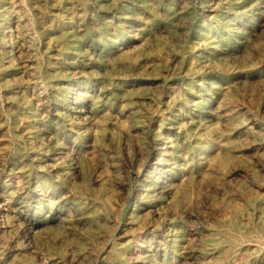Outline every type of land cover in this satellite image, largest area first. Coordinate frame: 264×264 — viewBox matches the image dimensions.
Listing matches in <instances>:
<instances>
[{"label": "rangeland", "instance_id": "rangeland-1", "mask_svg": "<svg viewBox=\"0 0 264 264\" xmlns=\"http://www.w3.org/2000/svg\"><path fill=\"white\" fill-rule=\"evenodd\" d=\"M0 200V264H264V0H0Z\"/></svg>", "mask_w": 264, "mask_h": 264}, {"label": "bare ground", "instance_id": "bare-ground-1", "mask_svg": "<svg viewBox=\"0 0 264 264\" xmlns=\"http://www.w3.org/2000/svg\"><path fill=\"white\" fill-rule=\"evenodd\" d=\"M163 1V0H162ZM132 2V1H131ZM143 2V1H142ZM247 2V1H246ZM249 2V1H248ZM167 3H168V1H167ZM253 3V2H252ZM258 3V2H257ZM58 4V3H57ZM125 4V3H124ZM130 4V3H129ZM218 4V3H217ZM259 4V3H258ZM61 5V4H60ZM74 5V4H73ZM139 5V4H138ZM235 5V4H234ZM58 6H59V4H58ZM121 6V5H120ZM120 6H118V7H120ZM173 6V5H172ZM256 6H258L257 4H256ZM130 7V6H129ZM142 7V6H141ZM148 7V6H147ZM154 7V6H153ZM160 7V6H159ZM262 7V6H261ZM60 8V7H59ZM127 8V7H126ZM151 8V7H150ZM161 8V7H160ZM215 8V7H214ZM61 9V8H60ZM101 9V8H100ZM191 9V8H190ZM254 9V8H253ZM155 10V9H154ZM210 11V10H209ZM220 11V10H219ZM103 12V11H102ZM149 12V11H148ZM189 12V11H188ZM261 12V11H260ZM194 13V12H193ZM226 13V12H225ZM161 14V13H160ZM227 14V13H226ZM229 14V13H228ZM252 14V13H251ZM256 14V13H255ZM121 15V14H120ZM141 15V14H140ZM250 15V14H249ZM125 16V15H124ZM248 17V16H247ZM83 18V17H82ZM193 18V17H192ZM238 18V17H237ZM130 19V18H129ZM139 19V18H138ZM84 20H85V18H84ZM247 20V19H246ZM149 21V20H148ZM249 21H250V19H249ZM86 23V22H85ZM124 23V22H123ZM139 23V22H138ZM149 23V22H148ZM145 24V23H144ZM91 25V24H90ZM86 26H88V25H86ZM256 27V26H255ZM147 28V27H146ZM251 28V27H250ZM263 28V27H262ZM81 30V29H80ZM87 30V29H86ZM74 32V31H73ZM83 32V31H82ZM88 32V31H87ZM97 32V31H96ZM89 33V32H88ZM95 33V32H94ZM255 33V32H254ZM88 35V34H87ZM98 35V34H97ZM256 35V34H255ZM90 36V35H89ZM76 37V36H75ZM81 37V36H80ZM83 37V36H82ZM257 37V36H256ZM260 37V36H259ZM70 38V37H69ZM152 38V37H151ZM90 39V38H89ZM72 40V39H71ZM88 40V39H87ZM91 40V39H90ZM248 40V39H247ZM65 41V40H64ZM68 42V41H67ZM85 42H86V39H85ZM94 42V41H93ZM84 44V43H83ZM82 44V45H83ZM100 44V43H99ZM85 45V44H84ZM71 47V46H70ZM50 49V48H49ZM53 49V48H52ZM73 49V48H72ZM101 49V48H100ZM99 49V50H100ZM70 50V49H69ZM104 50V49H103ZM76 51V50H75ZM49 52V51H48ZM52 52V51H51ZM67 52V51H66ZM77 52V51H76ZM100 52H101V50H100ZM114 52V51H113ZM47 54V53H46ZM51 55V54H50ZM56 55V54H55ZM102 55V54H101ZM57 56V55H56ZM255 56V55H254ZM48 58H49V54H48ZM60 58V57H59ZM106 61H107V59H106ZM259 62V61H258ZM51 63V62H50ZM111 65V64H110ZM251 64H249V66H250ZM48 67H50V66H48ZM47 68V67H46ZM261 68V67H260ZM48 69V68H47ZM54 69V68H53ZM50 71V70H49ZM48 71V72H49ZM52 72H54V71H52ZM247 72V71H246ZM50 73H51V71H50ZM259 74V73H258ZM49 75H51V74H49ZM52 75H54V73L52 74ZM51 75V76H52ZM252 75V74H251ZM57 76V75H56ZM247 76V75H246ZM55 78V77H54ZM254 81V80H253ZM82 84V83H81ZM117 88V87H116ZM119 89V88H118ZM88 90V89H87ZM116 90V89H115ZM110 92V91H109ZM99 95V94H98ZM106 96V95H105ZM208 98H210V97H208ZM99 101V100H98ZM105 101H106V99H105ZM209 101V100H208ZM211 101H212V99H211ZM88 102V101H87ZM212 103V102H211ZM215 103V102H214ZM89 107V106H88ZM93 107V106H92ZM91 107V108H92ZM188 107V106H187ZM189 108V107H188ZM85 109V108H84ZM93 109H95V111H93V112H96V108H93ZM109 110V109H108ZM186 110H187V108H186ZM213 110V109H212ZM89 111V110H88ZM110 111V110H109ZM193 111V110H192ZM191 113V112H190ZM206 113V112H205ZM89 114V113H88ZM187 114V113H186ZM208 114V113H207ZM210 114V113H209ZM190 115V114H189ZM203 115V114H202ZM186 116V115H185ZM198 116V115H197ZM105 117H106V115H105ZM178 117V116H177ZM180 117V116H179ZM100 118V117H99ZM199 118V117H198ZM215 118V117H214ZM217 118V117H216ZM95 119V118H94ZM93 119V120H94ZM97 119V118H96ZM196 119V118H195ZM92 120V122H94ZM106 120V119H105ZM210 120V119H209ZM151 121V120H150ZM160 121V120H159ZM185 121V120H184ZM105 122H107V121H105ZM181 122V121H180ZM102 123V122H101ZM202 123V122H201ZM97 124V123H96ZM160 124V123H159ZM50 126V125H49ZM97 126V125H96ZM102 126H104V125H102ZM107 126V125H106ZM159 126V125H158ZM170 126V125H169ZM160 127V126H159ZM172 127H173V125H172ZM156 128V127H155ZM154 128V129H155ZM106 129V128H105ZM46 130V129H45ZM179 130V129H178ZM193 130V129H192ZM216 130V129H215ZM53 131V130H52ZM89 132H91V131H89ZM94 132V131H93ZM100 132V131H99ZM102 132V131H101ZM110 132H112V131H110ZM167 132V131H166ZM46 133H48V132H46ZM96 133V132H95ZM169 133V132H168ZM211 133V132H210ZM49 134V133H48ZM110 134V133H109ZM162 134V133H161ZM173 134H174V132H173ZM89 135V134H88ZM87 135V136H88ZM98 135V134H97ZM103 135V134H102ZM105 135V134H104ZM184 135V134H183ZM219 135V134H218ZM222 135V134H221ZM68 136V135H67ZM174 136V135H173ZM169 137V136H168ZM171 137V136H170ZM77 138V137H76ZM95 138V137H94ZM108 138V137H107ZM88 139V138H87ZM110 139H111V137H110ZM211 139V138H210ZM103 140V139H102ZM141 140H142V138H141ZM151 140V139H150ZM96 141V140H95ZM104 141H105V139H104ZM103 141V142H104ZM142 142V141H141ZM146 142V141H145ZM163 142V141H162ZM182 142V141H181ZM208 142V141H207ZM105 143H107V142H105ZM85 144V143H84ZM138 144V143H137ZM186 144V143H185ZM191 144V143H190ZM64 145V144H63ZM87 145V144H86ZM97 145V144H96ZM107 145V144H106ZM127 145V144H126ZM142 145V144H141ZM212 145V144H211ZM137 146V145H136ZM145 146V145H144ZM101 147V146H100ZM105 147V146H104ZM128 147V146H127ZM127 147H125V148H127ZM130 147V146H129ZM135 147V146H134ZM141 147V146H140ZM139 147V148H140ZM156 147H157V145H156ZM188 147V146H187ZM222 147V146H221ZM228 147V146H227ZM90 148V147H89ZM103 149V148H102ZM104 149H106V148H104ZM135 149H137V148H135ZM150 149H151V147H150ZM231 149H233V148H231ZM85 150V149H84ZM152 150H154L153 148H152ZM194 150V149H193ZM88 152V151H87ZM125 152V151H124ZM141 152V151H140ZM144 152V151H143ZM149 152V151H148ZM168 152H169V150H168ZM221 152V151H220ZM81 153V152H80ZM63 154V153H62ZM116 154V153H115ZM128 154V153H127ZM158 154V153H157ZM156 154V155H157ZM177 154V153H176ZM189 154V153H188ZM109 155V154H108ZM131 155V154H130ZM112 156V155H111ZM128 156V155H127ZM135 156V155H134ZM158 156V155H157ZM173 156V155H172ZM183 156V155H182ZM101 157V156H100ZM124 157H125V155H124ZM133 157V156H132ZM142 157V156H141ZM140 157V158H141ZM152 157V156H151ZM60 158V157H59ZM63 158V157H62ZM77 158H78V156H77ZM76 158V159H77ZM82 158V157H81ZM128 158V157H127ZM143 158V157H142ZM224 158V157H223ZM54 159V158H53ZM66 159V158H65ZM98 159V158H97ZM107 159V158H106ZM164 159V158H163ZM162 159V160H163ZM81 160V159H80ZM84 160V159H83ZM108 160V159H107ZM116 160V159H115ZM126 160H128V159H126ZM150 160V159H149ZM82 161V160H81ZM85 161V160H84ZM103 161V160H102ZM135 161V160H134ZM139 161V160H138ZM146 161V160H145ZM175 161H177V160H175ZM211 161H212V159H211ZM221 161V160H220ZM131 162V161H130ZM154 162H156V161H154ZM153 162V163H154ZM192 162V161H191ZM68 163H70V162H68ZM88 163V162H87ZM109 163V162H108ZM116 163V162H115ZM129 163V162H128ZM137 163V162H136ZM151 163V162H150ZM189 163V162H188ZM217 163V162H216ZM216 163H215V165H216ZM237 163V162H236ZM80 164V163H79ZM82 164V163H81ZM117 164V163H116ZM120 164H122V162L120 163ZM131 164V163H130ZM134 164V163H133ZM146 164V163H145ZM155 164V163H154ZM219 164V163H218ZM115 165V164H114ZM118 165V164H117ZM123 165V164H122ZM127 165V164H126ZM135 165V164H134ZM144 165V164H143ZM183 165V164H182ZM191 165V164H190ZM232 165V164H231ZM230 165V166H231ZM77 166V165H76ZM83 166V165H82ZM152 166V165H151ZM212 166V165H211ZM52 167V166H51ZM135 167V166H134ZM137 167V166H136ZM153 167V166H152ZM183 167V166H182ZM220 167V166H219ZM74 168V167H73ZM121 168V167H120ZM123 168V167H122ZM162 168V167H161ZM178 168V167H177ZM85 169H86V167H85ZM137 169H138V167H137ZM158 169V168H157ZM210 169V168H209ZM70 170V169H69ZM116 170V169H115ZM159 170V169H158ZM204 170V169H203ZM77 171V170H76ZM179 171H180V169H179ZM181 171H183V170H181ZM197 171V170H196ZM206 171V170H205ZM229 171V170H228ZM227 171V172H228ZM78 172V171H77ZM85 172V171H84ZM164 172V171H163ZM207 172V171H206ZM216 172V171H215ZM230 172V171H229ZM76 173V172H75ZM187 173V172H186ZM196 173V172H195ZM231 173V172H230ZM21 174V173H20ZM29 174V173H28ZM79 174V173H78ZM122 174V173H121ZM183 174H184V172H183ZM18 175V174H17ZM87 175V174H86ZM165 175V174H164ZM173 175V174H172ZM185 175V174H184ZM191 175V174H190ZM23 176V175H22ZM82 176V175H81ZM113 176V175H112ZM138 176V175H137ZM140 176V175H139ZM166 176H167V174H166ZM186 176V175H185ZM106 177V176H105ZM108 177H110L109 175H108ZM144 177H146V176H144ZM201 177V176H200ZM87 178V177H86ZM121 178V177H120ZM14 179V178H13ZM92 179V178H91ZM90 179V180H91ZM94 179V178H93ZM124 179V178H123ZM169 179V178H168ZM28 180H29V177H28ZM78 180V179H77ZM81 180V179H80ZM107 180H109V179H107ZM116 180V179H115ZM122 180V179H121ZM58 181V180H57ZM79 181V180H78ZM87 181V180H86ZM96 181V180H95ZM126 181V180H125ZM188 181V180H187ZM12 182V181H11ZM15 182V181H14ZM21 182H23V181H21ZM93 182H94V180H93ZM100 182V181H99ZM122 182H123V180H122ZM158 182V181H157ZM167 182H168V180H167ZM189 182V181H188ZM8 183V182H7ZM24 183V182H23ZM98 183V182H97ZM114 183V182H113ZM144 183V182H143ZM159 183V182H158ZM164 183V182H163ZM14 184V183H13ZM34 184V183H33ZM115 184V183H114ZM122 184V183H121ZM22 185V184H21ZM25 185V184H24ZM24 185H23V187H24ZM53 185V184H52ZM73 185V184H72ZM159 185V184H158ZM195 185V184H194ZM71 186V185H70ZM103 186V185H102ZM140 186V185H139ZM9 187V186H8ZM114 187H116V186H114ZM5 188V187H4ZM31 188V187H30ZM51 188V187H50ZM165 188V187H164ZM185 188V187H184ZM187 188V187H186ZM2 189V188H1ZM8 189V188H7ZM17 189V188H16ZM59 189V188H58ZM106 189V188H105ZM189 189V188H188ZM4 190V189H3ZM11 190V189H10ZM90 190V189H89ZM88 190V191H89ZM128 190V189H127ZM159 190V189H158ZM157 190V191H158ZM2 191V190H1ZM28 191V190H27ZM63 191V190H62ZM111 191V190H110ZM117 191V190H116ZM122 191V190H121ZM125 191V190H124ZM132 191V190H131ZM139 191V190H138ZM163 191V190H162ZM84 192V191H83ZM164 192V191H163ZM190 192V191H189ZM188 192V193H189ZM19 193H21V192H19ZM36 193V192H35ZM38 193V192H37ZM40 193V192H39ZM62 193V192H61ZM105 193V192H104ZM121 193H123V192H121ZM162 193V192H161ZM58 194V193H57ZM64 194V193H63ZM92 194V193H91ZM165 194V193H164ZM185 194H187V193H185ZM21 195V194H20ZM36 195V194H35ZM56 195V194H55ZM54 195V196H55ZM60 195V194H59ZM68 195V194H67ZM80 195H82V194H80ZM109 195V194H108ZM125 195V194H124ZM152 195V194H151ZM153 195H154V193H153ZM158 195H160V194H158ZM3 196V195H2ZM17 196V195H16ZM40 196V195H39ZM91 196V195H90ZM105 196V195H104ZM116 196H118V195H116ZM136 196V195H135ZM48 197V196H47ZM63 197V196H62ZM124 197V196H123ZM126 197V196H125ZM129 197V196H128ZM3 198V197H2ZM29 198V197H28ZM100 198V197H99ZM117 198V197H116ZM127 198V197H126ZM135 198V197H134ZM184 198H185V196H184ZM44 199V198H43ZM55 199V198H54ZM63 199V198H62ZM61 199V200H62ZM118 199V198H117ZM131 199V198H130ZM5 200V199H4ZM11 200V199H10ZM19 200V199H18ZM27 200V199H26ZM67 200V199H66ZM95 200V199H94ZM101 200H102V198H101ZM122 200V199H121ZM1 201V200H0ZM49 201V200H48ZM68 201V200H67ZM184 201H186V200H184ZM12 202V201H11ZM28 202V201H27ZM58 202H59V200H58ZM70 202H71V200H70ZM125 202V201H124ZM8 203V202H7ZM25 203V202H24ZM60 203V202H59ZM86 203V202H85ZM84 203V204H85ZM109 203V202H108ZM160 203V202H159ZM186 203H187V201H186ZM46 204H49V203H46ZM97 204V203H96ZM124 204V203H123ZM130 204V203H129ZM165 204V203H164ZM184 204V203H183ZM61 205V204H60ZM89 205V204H88ZM103 205V204H102ZM119 205V204H118ZM126 205V204H125ZM162 205V204H161ZM25 206V205H24ZM45 206V205H44ZM96 206V205H95ZM98 206V205H97ZM9 207V206H8ZM16 207V206H15ZM46 207V206H45ZM85 207H87V206H85ZM92 207V206H91ZM137 207V206H136ZM159 207H162L163 208V206H159ZM174 207V206H173ZM179 207H181V206H179ZM2 208V207H1ZM31 208V207H30ZM70 208V207H69ZM149 208V207H148ZM24 209V208H23ZM118 209V208H117ZM120 209V208H119ZM122 209V208H121ZM137 209V208H136ZM161 209V208H160ZM159 209V210H160ZM181 209H182V207H181ZM10 210V209H9ZM28 210V209H27ZM142 210V209H141ZM147 210V209H146ZM146 210H144V211H146ZM167 210V209H166ZM190 210V209H189ZM1 211V210H0ZM41 211V210H40ZM43 211V210H42ZM75 211V210H74ZM138 211V210H137ZM156 211V210H155ZM169 210H167V212H168ZM191 211V210H190ZM10 212H12V211H10ZM26 212V211H25ZM37 212V211H36ZM80 212V211H79ZM82 212V211H81ZM120 212V211H119ZM133 212V211H132ZM151 212V211H150ZM164 212V211H163ZM171 212H172V210H171ZM178 212V211H177ZM15 213V212H14ZM22 213V212H21ZM87 213V212H86ZM128 213V212H127ZM134 213V212H133ZM174 213H175V211H174ZM188 213V212H187ZM15 214H17V213H15ZM59 214H61V213H59ZM172 214V213H171ZM38 215V214H37ZM87 215V214H86ZM167 215V214H166ZM169 215V214H168ZM167 215V216H168ZM180 215V214H179ZM16 216V215H15ZM133 216V215H132ZM186 216V215H185ZM38 217V216H37ZM46 217V216H45ZM91 217V216H90ZM21 218V217H20ZM25 218V217H24ZM68 218V217H67ZM86 218H87V216H86ZM189 218V217H188ZM187 218V219H188ZM49 219V218H48ZM63 219H64V217H63ZM74 219V218H73ZM91 219V218H90ZM177 219H179V218H177ZM185 219V218H184ZM187 219H185V220H187ZM21 220V219H20ZM59 220V219H58ZM67 220V219H66ZM129 220V219H128ZM190 220V219H189ZM12 221H14V220H12ZM146 221V220H145ZM148 221V220H147ZM179 221V220H178ZM181 221V220H180ZM131 222V221H130ZM133 222V221H132ZM186 222V221H185ZM191 222V221H190ZM15 223H17V222H15ZM127 223V222H126ZM188 223V222H187ZM11 224V223H10ZM13 224V223H12ZM32 224V223H31ZM30 224V225H31ZM120 224V223H119ZM147 224V223H146ZM164 224V223H163ZM182 224V223H181ZM16 225V224H15ZM71 225V224H70ZM121 225V224H120ZM185 225H187V224H185ZM194 225V224H193ZM7 226V225H6ZM11 226V225H10ZM46 226V225H45ZM48 226V225H47ZM162 226V225H161ZM174 226V225H173ZM147 227V226H146ZM187 227V226H186ZM194 227V226H193ZM130 228V227H129ZM132 228H133V226H132ZM152 228V227H151ZM154 228H155V226H154ZM15 229H17V228H15ZM158 229V228H157ZM156 229V230H157ZM164 229V228H163ZM198 229V228H197ZM18 230V229H17ZM21 230V229H20ZM137 230V229H136ZM146 230V229H145ZM174 230V229H173ZM7 231V230H6ZM16 231V230H15ZM19 231V230H18ZM26 231V230H25ZM125 231V230H124ZM153 231V230H152ZM167 231V230H166ZM137 231H135V233H136ZM150 232V231H149ZM162 232V231H161ZM32 233V232H31ZM121 233H124V232H121ZM125 234H126V232H125ZM131 234V233H130ZM138 234V233H137ZM142 234V233H141ZM146 234H147V231H146ZM22 235V234H21ZM20 235V236H21ZM27 235H28V232H27ZM109 235V234H108ZM159 235V234H158ZM165 235V234H164ZM179 235V234H178ZM198 235V234H197ZM32 236V235H31ZM113 236V235H112ZM128 236V235H127ZM155 236V235H154ZM175 236V235H174ZM200 236V235H199ZM23 237V236H22ZM108 237H110V236H108ZM133 237H134V235H133ZM146 237V236H145ZM179 237V236H178ZM189 237V236H188ZM26 238V237H25ZM129 238V237H128ZM154 238V237H153ZM156 238V237H155ZM199 238V237H198ZM260 238V237H259ZM23 239V238H22ZM119 239V238H118ZM159 239V238H158ZM165 239V238H164ZM170 239V238H169ZM188 239V238H187ZM28 240V239H27ZM34 240V239H33ZM127 240V239H126ZM162 240V239H161ZM194 240V239H193ZM109 241H110V238H109ZM135 241V240H134ZM137 241V240H136ZM182 241H184V240H182ZM186 241V240H185ZM189 241V240H188ZM197 241V240H196ZM262 241V240H261ZM0 242H1V240H0ZM5 242V241H4ZM125 242V241H124ZM147 242V241H146ZM155 242V241H154ZM198 242V241H197ZM11 243V242H10ZM120 243V242H119ZM143 243V242H142ZM166 243V242H165ZM177 243V242H176ZM1 244V243H0ZM127 244V243H126ZM133 244V243H132ZM137 244V243H136ZM140 244V243H139ZM193 244V243H192ZM192 244H191V246H192ZM216 244V243H215ZM9 245V244H8ZM13 245V244H12ZM110 245H112V244H110ZM125 245V244H124ZM162 245H163V243H162ZM174 245V244H173ZM184 245V244H183ZM189 245V244H188ZM223 245V244H222ZM138 246V245H137ZM150 246V245H149ZM221 246V245H220ZM224 246V245H223ZM155 247H156V245H155ZM158 247V246H157ZM156 247V248H157ZM196 247V246H195ZM264 247V246H263ZM112 248V247H111ZM140 248V247H139ZM164 248V247H163ZM192 248V247H191ZM219 248V247H218ZM168 249H169V247H168ZM195 249V248H194ZM198 249V248H197ZM209 249V248H208ZM208 249H206V250H208ZM217 249V248H216ZM149 250V249H148ZM170 250V249H169ZM179 250V249H178ZM199 250V249H198ZM121 251V250H120ZM126 251V250H125ZM150 251V250H149ZM142 252V251H141ZM134 253H136V252H134ZM194 253H195V251H194ZM21 254V253H20ZM144 254V253H143ZM153 254V253H152ZM190 254V253H189ZM196 254V253H195ZM217 254V253H216ZM3 255V254H2ZM120 255H121V253H120ZM124 255V254H123ZM122 255V256H123ZM131 255V254H130ZM133 255V254H132ZM144 255H146V254H144ZM177 255V254H176ZM186 255V254H185ZM21 256V255H20ZM117 256V255H116ZM184 256V255H183ZM66 257V256H65ZM127 257V256H126ZM152 257V256H151ZM172 257V256H171ZM185 257V256H184ZM194 257V256H193ZM196 257V256H195ZM209 257V256H208ZM207 257V258H208ZM40 258V257H39ZM48 258V257H47ZM50 258V257H49ZM54 258V257H53ZM68 258V257H67ZM123 258H124V256H123ZM128 258V257H127ZM162 258V257H161ZM190 258V257H189ZM9 259V258H8ZM148 259V258H147ZM5 260V259H4ZM15 260V259H14ZM39 260V259H38ZM46 260V259H45ZM124 260V259H123ZM159 260V259H158ZM168 260V259H167ZM183 260V259H182ZM188 260V259H187ZM204 260V259H203ZM7 261V260H6ZM44 261V260H43ZM55 261V260H54ZM125 261V260H124ZM138 261H139V259H138ZM161 261V260H160ZM181 261V260H180ZM199 261V260H198ZM33 262V261H32ZM42 262V261H41ZM119 262V261H118ZM186 262V261H185ZM36 263H37V261H36ZM50 263V262H49ZM57 263H58V261H57ZM223 263V262H222ZM18 264V263H17ZM46 264V263H45ZM77 264V263H76ZM152 264V263H151ZM204 264V263H203ZM224 264V263H223Z\"/></svg>", "mask_w": 264, "mask_h": 264}]
</instances>
